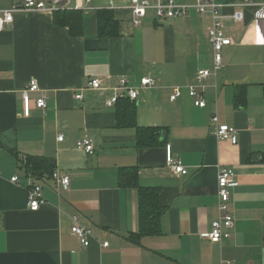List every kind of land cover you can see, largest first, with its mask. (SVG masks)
Listing matches in <instances>:
<instances>
[{
	"label": "crops",
	"instance_id": "obj_1",
	"mask_svg": "<svg viewBox=\"0 0 264 264\" xmlns=\"http://www.w3.org/2000/svg\"><path fill=\"white\" fill-rule=\"evenodd\" d=\"M20 2L0 0V10ZM54 2L81 12L82 36L56 26L55 11L48 10L15 13L0 31V264H264V45L250 11L240 24L233 9L222 11L233 45L223 49L222 69L206 79L205 107L198 108L185 90L173 102L169 97L174 87L195 84L197 71L212 69L208 17L158 21L148 11L134 27L116 1ZM103 9L111 10L117 36L97 34L96 12ZM121 77L134 83L150 77L155 85L135 102L120 98L107 108ZM90 78L104 89L86 90ZM32 80L35 93L26 90ZM238 87L245 94L240 108ZM40 97L44 110L35 107ZM127 103L136 126L166 130L159 145L136 147V128L119 124ZM213 115L237 129L235 143L215 137ZM85 136L93 142L91 155L75 148ZM166 146L186 176L167 165ZM27 157L51 161L53 172L68 174V187H56L46 174L26 175L18 163ZM127 169L136 171L139 187L157 190L165 207L159 234L136 242L127 238L138 231L137 192L119 185ZM219 169L236 174L228 203L233 227L228 239L210 242L201 235L218 217ZM15 176L17 184L10 181ZM41 182L45 203L31 212L27 187ZM74 215L92 230L88 247L71 234Z\"/></svg>",
	"mask_w": 264,
	"mask_h": 264
},
{
	"label": "built area",
	"instance_id": "obj_2",
	"mask_svg": "<svg viewBox=\"0 0 264 264\" xmlns=\"http://www.w3.org/2000/svg\"><path fill=\"white\" fill-rule=\"evenodd\" d=\"M86 1L89 2L90 0ZM111 1L122 4V7H124L123 9H127L131 13V22L134 27H139L141 25L148 11H151L154 18L158 21L188 19L192 16H206L210 19V25L206 30V39L213 51L212 69L197 71L195 74V84L193 85L174 87L169 97L170 102L178 99L182 94V90H185L195 107H205L203 95L205 81L208 77L222 69V51L224 48L233 45L231 38L226 34L222 24V11L225 8L234 10L233 18L236 24L242 23L244 14L250 11V25L260 27L261 42L264 45V2L257 3L252 0H239L230 3L219 2L218 0H189L187 3H178L176 0H157L154 3H151L149 0ZM57 9L59 8L54 0H22V2L13 5L10 9L0 10V31L12 24L15 13L43 10L54 12ZM154 85V81L150 77H142L136 83L121 77L117 86L112 89L113 94L105 102V106L107 108L114 107L120 98L135 102L139 96V91L151 89ZM85 89L98 91L104 89V87L99 79L90 78L86 82ZM26 90L30 93L39 91L36 81H30ZM75 99L81 100V94H76ZM35 107L44 110L46 108L45 97L37 99L35 101ZM211 123L214 125L213 133L217 139L235 143L238 133L236 128L220 124L216 115L211 117ZM62 139L63 135L59 134L57 140L62 141ZM75 148L87 155L93 154L94 151L93 142L87 136L76 141ZM165 150L166 163L172 172L175 175L186 176L188 174L187 169H185L178 160L172 158L170 146H166ZM50 178L56 187L67 188L69 185V176L67 173L54 171ZM10 181L17 184L18 176L12 177ZM237 185L236 174L232 169H219L217 174L218 217L210 224L209 231L201 235L202 239H206L210 242H219L230 237L231 234L229 230L233 227V217L229 212L228 203L230 199V189L235 188ZM44 203L42 182L29 184L26 196L27 209L31 212H36ZM71 221V234L77 238L82 247H88L92 237V230L88 227L81 226L78 222L77 215L72 216ZM102 246L107 247V243H103Z\"/></svg>",
	"mask_w": 264,
	"mask_h": 264
},
{
	"label": "trees",
	"instance_id": "obj_3",
	"mask_svg": "<svg viewBox=\"0 0 264 264\" xmlns=\"http://www.w3.org/2000/svg\"><path fill=\"white\" fill-rule=\"evenodd\" d=\"M97 34L103 37L117 36V25L113 20L111 10H99L96 12ZM53 22L56 26L67 27L72 36L80 37L83 32L82 14L78 10L57 9L53 13ZM128 101V100H127ZM119 101L116 103V105ZM131 103V102H130ZM245 104V94L241 87L237 88L234 96V106L240 108ZM119 119L120 126H129L136 128V147L151 148L159 145L162 132L166 130L155 127H138L135 124V111L131 105L126 104ZM164 140L162 141V143ZM18 167L24 170L26 175L41 179L43 176H51L53 173V164L51 161L41 158L25 159V162H19ZM119 185L124 187H133L137 192L138 209V231L130 234L127 239L136 242L145 236H156L159 234V221L165 212V207L160 206L158 202V191L150 188H141L137 184L136 171L132 169L122 170L119 175ZM264 235V225H263Z\"/></svg>",
	"mask_w": 264,
	"mask_h": 264
},
{
	"label": "water",
	"instance_id": "obj_4",
	"mask_svg": "<svg viewBox=\"0 0 264 264\" xmlns=\"http://www.w3.org/2000/svg\"><path fill=\"white\" fill-rule=\"evenodd\" d=\"M57 7H60L61 8V7H63V5L62 4H57Z\"/></svg>",
	"mask_w": 264,
	"mask_h": 264
},
{
	"label": "rangeland",
	"instance_id": "obj_5",
	"mask_svg": "<svg viewBox=\"0 0 264 264\" xmlns=\"http://www.w3.org/2000/svg\"><path fill=\"white\" fill-rule=\"evenodd\" d=\"M222 53H223V51H222Z\"/></svg>",
	"mask_w": 264,
	"mask_h": 264
}]
</instances>
